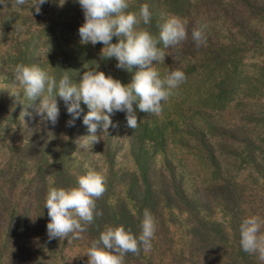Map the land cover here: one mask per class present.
I'll return each mask as SVG.
<instances>
[{"label": "trees", "instance_id": "trees-1", "mask_svg": "<svg viewBox=\"0 0 264 264\" xmlns=\"http://www.w3.org/2000/svg\"><path fill=\"white\" fill-rule=\"evenodd\" d=\"M32 4L0 3V264H87L106 226L138 237L145 209L156 225L151 250L127 253L124 264H264L243 251L239 231L248 215L264 219V0H130L128 11L149 6L150 24L142 27L157 38L169 15L187 22L180 45L158 44L166 57L156 65L162 76L179 68L186 80L159 115L134 104L132 129L117 111L86 147L87 105L69 126L73 116L58 97L53 124L38 114L42 97L24 95L16 65L39 66L57 81L67 72L78 82L98 64L124 84L138 69L102 59V43H81L78 0L48 1L39 13ZM194 28L203 34L200 47ZM88 168L106 176L96 201L102 215L79 239H49V187L76 186Z\"/></svg>", "mask_w": 264, "mask_h": 264}, {"label": "clouds", "instance_id": "clouds-1", "mask_svg": "<svg viewBox=\"0 0 264 264\" xmlns=\"http://www.w3.org/2000/svg\"><path fill=\"white\" fill-rule=\"evenodd\" d=\"M47 0H33L32 8L37 13ZM6 4V0H0ZM27 0H12V6L24 5ZM66 0H58L63 7ZM84 13V23L79 27L82 44L102 43L101 58H115L117 68L134 71L128 84L114 79L111 75L98 70L83 73L78 82H74L65 72L57 81L54 75L36 65L17 64L14 69L15 79L23 87L24 95L34 100L42 97L38 114L53 124L59 117L58 100L64 102L67 111L73 116L68 122L74 124L82 111L81 103L89 111L83 117L89 135L81 138L86 147L89 140L99 141L98 128L104 131L112 125L111 114L125 112L127 126L136 129L138 117L134 104L141 112L159 115L162 102L174 94L180 84L186 80L184 71L179 68L161 75L156 65L165 61L166 53L158 47L176 48L187 39V22L179 16L169 15L160 25L158 38L147 27L151 12L147 4L141 5L136 12L128 11L130 0H78ZM118 42L113 43V38ZM192 39L196 46L203 43L200 29H193ZM157 62L154 64L153 62ZM87 168V166H86ZM106 191V176L102 171L88 168L86 174L77 179V185L70 188L50 186L45 199L49 222L47 232L49 239L60 240L81 238L86 225L94 217L102 215L96 211V201ZM141 234L137 237L131 229L120 226H106L98 239L91 242L86 256L87 264H124L127 253L139 254L141 246L145 253L151 250V240L155 236V219L148 209L144 210ZM264 219L257 215L246 216L240 224V245L246 253L257 255L264 261Z\"/></svg>", "mask_w": 264, "mask_h": 264}, {"label": "rangeland", "instance_id": "rangeland-1", "mask_svg": "<svg viewBox=\"0 0 264 264\" xmlns=\"http://www.w3.org/2000/svg\"><path fill=\"white\" fill-rule=\"evenodd\" d=\"M48 1H49V3H53L55 6H58V0H47V3H48Z\"/></svg>", "mask_w": 264, "mask_h": 264}]
</instances>
